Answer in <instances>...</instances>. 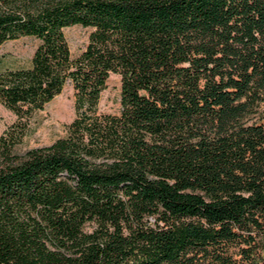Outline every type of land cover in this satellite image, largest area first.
Listing matches in <instances>:
<instances>
[{
	"label": "trees",
	"instance_id": "1",
	"mask_svg": "<svg viewBox=\"0 0 264 264\" xmlns=\"http://www.w3.org/2000/svg\"><path fill=\"white\" fill-rule=\"evenodd\" d=\"M24 35L30 65L0 67V264H264V0H0V45ZM68 82L65 134L20 153Z\"/></svg>",
	"mask_w": 264,
	"mask_h": 264
},
{
	"label": "rangeland",
	"instance_id": "2",
	"mask_svg": "<svg viewBox=\"0 0 264 264\" xmlns=\"http://www.w3.org/2000/svg\"><path fill=\"white\" fill-rule=\"evenodd\" d=\"M91 27L74 24L65 28L73 56H78L85 48ZM39 43L34 36L24 35L9 39L0 45V67H26L31 63L32 55ZM121 76L111 73L107 86L102 91L100 109L117 113L121 109ZM75 90L68 82L61 93L56 95L46 106L38 110L30 120L23 141L18 145L20 153L43 145L51 144L57 137L65 134L66 124L75 116ZM16 120V114L0 101V135Z\"/></svg>",
	"mask_w": 264,
	"mask_h": 264
}]
</instances>
